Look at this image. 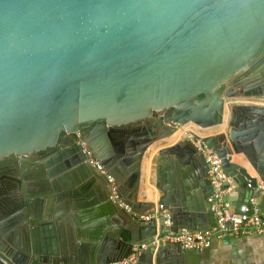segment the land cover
<instances>
[{"label":"water","instance_id":"obj_1","mask_svg":"<svg viewBox=\"0 0 264 264\" xmlns=\"http://www.w3.org/2000/svg\"><path fill=\"white\" fill-rule=\"evenodd\" d=\"M250 96L264 97V0H0V161L23 157L0 184V264H118L157 234L136 215L151 156L158 205L174 230L195 229L208 166L183 137L171 144L172 123L215 130L202 142L238 182L240 211L264 181V106L232 101Z\"/></svg>","mask_w":264,"mask_h":264},{"label":"built area","instance_id":"obj_2","mask_svg":"<svg viewBox=\"0 0 264 264\" xmlns=\"http://www.w3.org/2000/svg\"><path fill=\"white\" fill-rule=\"evenodd\" d=\"M178 130L185 125L172 123ZM75 140L81 150L99 174L105 175L108 181L109 198L120 206L130 209L131 203L125 199L115 177L109 174L108 170L97 159L94 152L87 145L81 133ZM183 139L189 141L198 151H201L208 166V179L212 185V191L207 196L210 212L215 216L216 223L206 230H192L186 226H180L176 230L172 228L173 220L168 208L158 205L149 213L136 214L146 222L157 223V234L133 243L129 255L118 264H135L141 252L146 249L158 248L166 244H177L186 250H205L212 245L213 237L226 234L248 233L253 230L262 232L264 228V215L258 202V193L264 190V181H258L255 185L248 182L250 191L247 193L245 203L236 210L235 200L239 192L238 182L234 177L225 173L223 159L218 157L212 150L206 148L200 135L185 130ZM231 223V224H230Z\"/></svg>","mask_w":264,"mask_h":264},{"label":"crops","instance_id":"obj_3","mask_svg":"<svg viewBox=\"0 0 264 264\" xmlns=\"http://www.w3.org/2000/svg\"><path fill=\"white\" fill-rule=\"evenodd\" d=\"M232 101L235 104L264 106V97H236ZM185 130H190L200 136L215 133V130L211 128L200 130L195 125L186 124L170 140L171 144L182 138ZM161 148H156L154 153ZM151 159L152 156L143 160L142 176L138 190V200L147 204L143 213H149L154 208H157L158 200L161 196V192L155 182L151 181ZM238 163L250 167L243 157L238 160ZM250 173L253 176H258L254 171H250ZM258 202L264 215V190L258 193ZM215 223L216 218L207 206L206 211L197 216L195 229L185 224L180 226H186L192 230H206ZM172 228L174 229L175 227L172 226ZM46 239L44 238L43 240ZM167 246L162 245L158 248L143 250L138 261L142 260L140 264H148L150 260L153 261V264H174V259L177 260L178 264H264V228L262 232L253 230L248 233L215 236L211 247L202 251L186 250L177 244Z\"/></svg>","mask_w":264,"mask_h":264},{"label":"flooded vegetation","instance_id":"obj_4","mask_svg":"<svg viewBox=\"0 0 264 264\" xmlns=\"http://www.w3.org/2000/svg\"><path fill=\"white\" fill-rule=\"evenodd\" d=\"M247 74L243 75V76H256L259 75L258 72V58L257 60L250 66L249 68V72H246ZM259 88L258 89H254V90H248L244 87H234L232 89H230L231 92L234 93H246V94H259ZM34 158V157H33ZM23 159L22 156L20 157H16V156H10L8 158H5L3 160L0 161V184L3 183V181H5V179L7 177H11V176H15L16 172H15V166L16 164H19V162H21Z\"/></svg>","mask_w":264,"mask_h":264}]
</instances>
